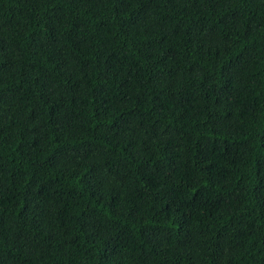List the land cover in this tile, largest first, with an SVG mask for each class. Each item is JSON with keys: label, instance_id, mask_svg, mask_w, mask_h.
<instances>
[{"label": "trees", "instance_id": "trees-1", "mask_svg": "<svg viewBox=\"0 0 264 264\" xmlns=\"http://www.w3.org/2000/svg\"><path fill=\"white\" fill-rule=\"evenodd\" d=\"M0 264H264V0H0Z\"/></svg>", "mask_w": 264, "mask_h": 264}]
</instances>
